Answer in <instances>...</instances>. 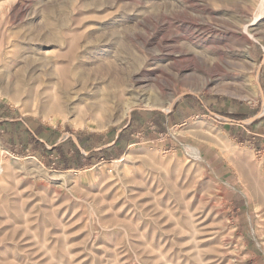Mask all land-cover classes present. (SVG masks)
<instances>
[{"label": "rangeland", "instance_id": "374dc122", "mask_svg": "<svg viewBox=\"0 0 264 264\" xmlns=\"http://www.w3.org/2000/svg\"><path fill=\"white\" fill-rule=\"evenodd\" d=\"M263 59L264 0H0V264H264Z\"/></svg>", "mask_w": 264, "mask_h": 264}, {"label": "water", "instance_id": "95a60500", "mask_svg": "<svg viewBox=\"0 0 264 264\" xmlns=\"http://www.w3.org/2000/svg\"><path fill=\"white\" fill-rule=\"evenodd\" d=\"M263 64H264V59L261 61L260 65H259V68H258V70H257V80H258V83H259V75H260L261 69H262V67H263ZM259 86H261L260 83H259ZM185 94L187 95V94H191V93H185ZM261 95H262V105L264 106V92H263V91H261ZM173 105H174V104H171L169 111H167V110H165V109H160V110H161L162 112H164V113H169L170 110H172ZM134 109H135V108H131V109H129V112H128V117H129V119L131 118V112H132ZM257 117H258V116L253 117L251 120H255ZM119 134H120V131L117 133V136H116L115 141L112 142V143H110L109 145H112V144H114L115 142H117V140H118V138H119ZM71 136H72V135H71ZM75 142H76V144L78 145V147H80V144H79V142L77 141V139H75Z\"/></svg>", "mask_w": 264, "mask_h": 264}, {"label": "bare ground", "instance_id": "6f19581e", "mask_svg": "<svg viewBox=\"0 0 264 264\" xmlns=\"http://www.w3.org/2000/svg\"><path fill=\"white\" fill-rule=\"evenodd\" d=\"M262 2H263V0H262ZM262 9V8H261ZM261 15V14H260ZM50 106H51V104H50ZM167 110H168V108H166ZM170 109V108H169ZM1 163H2V159L0 158V165H1Z\"/></svg>", "mask_w": 264, "mask_h": 264}, {"label": "trees", "instance_id": "16d2710c", "mask_svg": "<svg viewBox=\"0 0 264 264\" xmlns=\"http://www.w3.org/2000/svg\"><path fill=\"white\" fill-rule=\"evenodd\" d=\"M118 142V141H117Z\"/></svg>", "mask_w": 264, "mask_h": 264}]
</instances>
